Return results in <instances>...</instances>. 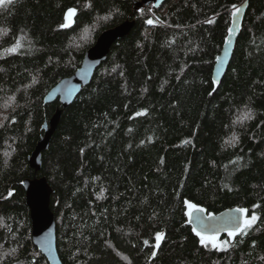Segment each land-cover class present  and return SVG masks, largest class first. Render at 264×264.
Returning a JSON list of instances; mask_svg holds the SVG:
<instances>
[{"label":"trees","instance_id":"16d2710c","mask_svg":"<svg viewBox=\"0 0 264 264\" xmlns=\"http://www.w3.org/2000/svg\"><path fill=\"white\" fill-rule=\"evenodd\" d=\"M242 1L0 7V264H48L32 240L22 185L41 176L53 190L62 264H264V0H247L228 67L212 82L232 6ZM68 9L76 14L63 28ZM132 20L70 105L44 102L103 30ZM17 41L18 51H7ZM57 108L34 169L28 157ZM249 108L252 118L240 119ZM185 200L207 213L246 208L258 219L247 235H219L229 244L217 250L192 231Z\"/></svg>","mask_w":264,"mask_h":264},{"label":"water","instance_id":"95a60500","mask_svg":"<svg viewBox=\"0 0 264 264\" xmlns=\"http://www.w3.org/2000/svg\"><path fill=\"white\" fill-rule=\"evenodd\" d=\"M164 1L165 0H136L134 10L137 11L144 5L150 3H152L154 7H158ZM237 7L240 9L239 14L235 17L231 15L229 29L232 31L230 33L228 30L220 53L215 59L212 70V82L214 86H217L220 82L228 67L240 31L243 15L247 7V0L242 1ZM133 24L134 20L131 22L125 21L115 27L103 30L96 38L94 44L85 51L78 68L53 85L44 95V102H51L58 99L62 107L70 105L75 100L82 87L90 82L96 68L106 59L112 43L115 42L118 37L126 34ZM225 52H227V55H225ZM60 113V108H57L51 119L43 124L42 128L44 132L28 157L30 167L34 169H39L41 167L42 152L49 146L50 138L57 126ZM22 185L25 189V201L30 210L33 243L46 257L48 264H62L56 244L55 217L50 208V196L53 191L52 187L45 176L38 178L34 177L33 179L25 178L22 181ZM237 208L241 207L232 206L217 213H213L216 217L215 221H207L206 211L202 214L193 213L191 222H189V220L188 222L193 228H196L202 233L211 234L213 232H218V235H222L227 233V231L221 220V216L228 217L229 214H231L233 223L227 225V228H231L240 222V214L234 211ZM198 215L200 221L204 222L203 224L196 219Z\"/></svg>","mask_w":264,"mask_h":264},{"label":"snow or ice","instance_id":"6c2138e0","mask_svg":"<svg viewBox=\"0 0 264 264\" xmlns=\"http://www.w3.org/2000/svg\"><path fill=\"white\" fill-rule=\"evenodd\" d=\"M14 0H0V7L2 8H7L9 5L13 4ZM233 12L231 13V15L233 17L237 16L239 14L240 9L234 4L233 6ZM76 14V10L75 9H68L66 15H65V21L66 23H64L63 25H61V27L63 28H68L70 27V24L67 23V21H70L72 19V17H74ZM208 23H212V21H207ZM147 24L149 25H153L154 21L152 19H148L146 21ZM231 29H229V32L231 33ZM21 47V44L19 43V41H17V43L7 49V51H9L10 53H15L16 51H18V49ZM225 55H227V52H225ZM251 109L249 108L242 117H240V119H251L252 118V114H251ZM139 115V113H138ZM233 140H236V137L233 136ZM83 151V150H81ZM184 204L187 208V212L185 213L188 217H189V222H191V218L193 213H197V214H202L206 211V209H204L203 207H200L198 205H196L195 203H191L188 200L184 201ZM236 213L240 214V222L238 224H235L233 227L231 228H227L228 224H232L233 223V218L231 216V214H229L228 217H224L221 216V220L224 223V226L226 227V231H227V235L230 238H235L237 235H247L248 234V230L252 228L253 224L256 222V220L258 219L257 216L255 214L251 215V217H248L247 213H248V209L246 208H237L234 210ZM196 219L198 221H200V217L199 215L196 217ZM216 217L214 216L213 213L208 212L207 213V221H215ZM202 224L204 223L203 221H200ZM192 231L195 233V235L197 237H199L200 243L201 245L207 246L209 244L212 245L213 248H216L217 250H226L227 246L229 244V241L225 240V241H218L217 236H218V232H213L211 234H205L202 233L201 231L197 230L196 228H193ZM164 234L163 233H156L155 234V248H159L160 246V241L163 239ZM146 245L148 244V241L144 242ZM15 250H13L14 252ZM156 251L152 252V256L155 257L156 256Z\"/></svg>","mask_w":264,"mask_h":264},{"label":"rangeland","instance_id":"374dc122","mask_svg":"<svg viewBox=\"0 0 264 264\" xmlns=\"http://www.w3.org/2000/svg\"><path fill=\"white\" fill-rule=\"evenodd\" d=\"M146 7V6H145ZM154 19L156 20V21H160L159 20V18L158 17H156L155 15H154ZM153 20V19H152ZM154 21V20H153ZM68 22H70V21H67V23ZM161 23H162V21H160ZM87 33V32H86ZM161 233V232H160ZM219 236H217V239H218V241H221V240H219V238H218ZM161 242V241H160ZM155 244H156V242H155ZM210 246H212L211 244H209Z\"/></svg>","mask_w":264,"mask_h":264}]
</instances>
